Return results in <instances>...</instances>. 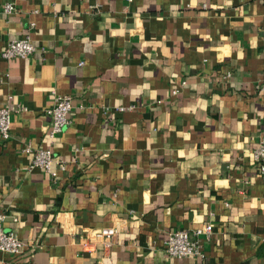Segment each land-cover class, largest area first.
Instances as JSON below:
<instances>
[{
	"label": "crops",
	"instance_id": "crops-1",
	"mask_svg": "<svg viewBox=\"0 0 264 264\" xmlns=\"http://www.w3.org/2000/svg\"><path fill=\"white\" fill-rule=\"evenodd\" d=\"M26 33L33 53L0 54V212L24 242L0 264H264V0H0V52ZM52 90L73 103L54 137ZM26 142L51 148L54 178ZM206 222L202 255L167 253ZM106 225L112 245L84 251Z\"/></svg>",
	"mask_w": 264,
	"mask_h": 264
},
{
	"label": "built area",
	"instance_id": "built-area-1",
	"mask_svg": "<svg viewBox=\"0 0 264 264\" xmlns=\"http://www.w3.org/2000/svg\"><path fill=\"white\" fill-rule=\"evenodd\" d=\"M92 7L93 4H91ZM3 11L6 13L13 12L16 7L13 2L6 1L3 4ZM36 46L29 34L21 37H15L8 40L1 49V56L10 58L12 56L27 57L33 53ZM82 63V62H81ZM230 71L225 73L229 77ZM177 89L173 88L172 93ZM73 107L72 98L70 94L58 93L52 90L50 103L46 106L45 111L50 117L49 136L54 137L55 134L61 131L70 121V111ZM127 107L132 108L133 104ZM103 111H107V106L102 105ZM118 109H124V106H118ZM10 108L8 105H0V138L6 140L10 136ZM22 149L30 153L32 158L29 167H38L54 178L57 171L53 169L52 165L55 162L53 152L49 146H33L30 142H26ZM252 155L257 162L259 172L264 181V122L259 131L258 143L253 148ZM5 217L4 213L0 212V251L19 253L24 247L23 240L17 233L11 229H6L2 225ZM213 229L211 222H206L202 226L196 227L193 230L185 228H177L171 230L165 240V250L170 256H184V255H202L203 245L199 235L204 233L207 237L211 234ZM116 228L113 225L89 227L85 230V234L80 241L81 247L84 251L94 254L99 244L109 248L114 239Z\"/></svg>",
	"mask_w": 264,
	"mask_h": 264
}]
</instances>
